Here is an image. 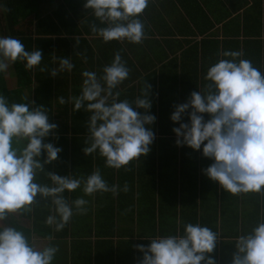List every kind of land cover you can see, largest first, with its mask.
Returning <instances> with one entry per match:
<instances>
[{"label": "clouds", "instance_id": "9594fccd", "mask_svg": "<svg viewBox=\"0 0 264 264\" xmlns=\"http://www.w3.org/2000/svg\"><path fill=\"white\" fill-rule=\"evenodd\" d=\"M149 3L150 0H86L84 8L91 9L94 17L106 25H89L91 32L104 42L127 40L142 44L147 35L140 16ZM221 55L230 59H220L208 68L204 90L192 91L187 102L174 105L170 119L179 122V127L173 128L175 143L193 150L203 146L202 155L213 163L202 171L227 192L264 194V74L250 60L240 58V51H224ZM42 59L41 50L30 52L19 39L0 37V73L17 61L25 62L24 68L31 70ZM74 67L68 58H60L59 69L52 68L50 75L56 77L59 71H71ZM130 72L121 52L116 51L101 76L94 71L82 72L79 95L69 97L68 101L63 96L58 98L61 105L71 101L74 111L83 109L90 113L84 154L98 152L105 158L106 167H123L125 171L131 170V161L150 152L155 139L150 126L156 120L148 112L152 107L148 98L151 85L146 82L143 98L119 99L121 93L117 88ZM22 99L26 101L28 96ZM133 106L144 112L134 110ZM185 114L189 122H181ZM57 127L49 122L44 105L30 110L29 103H10L0 94V222L8 216L31 213L33 205L39 203V194L55 212L47 216L45 223L59 232L74 215L88 211L86 199L77 197L70 203L64 195L66 190L74 192L83 185L85 196L97 192L116 195L118 191L130 190L127 181L122 189L110 186L99 168L80 178L47 172L51 185L38 183V172L45 171L44 165L57 160L62 151L53 143L44 142ZM42 152L46 154L43 161ZM217 237L210 227L189 222L183 234L159 236L150 239L147 246L135 247L143 253L139 264H215L206 254L214 251ZM235 246L232 264H264V219L247 234L238 235ZM58 251L53 244L37 248L24 231L0 223V264H53Z\"/></svg>", "mask_w": 264, "mask_h": 264}, {"label": "crops", "instance_id": "0c3cea01", "mask_svg": "<svg viewBox=\"0 0 264 264\" xmlns=\"http://www.w3.org/2000/svg\"><path fill=\"white\" fill-rule=\"evenodd\" d=\"M85 3L86 0L83 1L82 7L76 9L77 24H89V10L84 8ZM140 19L145 24L147 35L142 44L130 43L127 40L104 42L98 34L84 32L60 36L67 42L68 59L75 65L71 71H59L62 74L67 73L69 82L75 81L68 84V88L81 89L82 72L85 70L94 71L101 76L103 67L111 63L116 51H120L131 69L129 78L117 88L121 93L120 100L134 101L136 92L139 94V86L144 88L143 78L150 73H154L157 89H170L175 84L178 90H183L181 98L175 99L171 93H163L161 99L154 103L155 121L159 117L166 120L162 122V127H169L163 132H173L175 126L168 125V120L172 121L170 116L174 105L187 102L195 88L201 91L205 87L208 81L204 77L211 65L220 59H230L221 55L223 47L224 51H240L243 54L240 58L250 60L263 74L264 0H150ZM258 56L259 63L256 62ZM11 65L12 68L9 67L3 72L8 89L16 88L17 82L14 66L12 63ZM54 68L59 69V64ZM11 70L14 73L13 87H9L5 75H9ZM195 70L197 74H194ZM57 80L59 86H62V76ZM149 82L150 80H146V84ZM130 88L135 89L134 100L132 97L123 96ZM71 96L75 95L70 91L65 100L68 101ZM52 106L50 114L59 129L54 130L53 134L56 135L60 131L61 123L69 122L72 119L71 114L74 115L75 111H71V101L63 105L59 100L53 101ZM133 107L138 112H144V109ZM148 112L151 114V109ZM89 116V112L81 109L74 117L88 121ZM181 122H189L186 114ZM176 127H179V122ZM62 130L69 138L72 136L69 127L66 128L67 132H64L63 127ZM85 130L88 132V129ZM84 134L87 138L88 134ZM158 137L159 135L155 134L154 143L150 145L151 150L146 156L130 162V171H125L123 167H106L105 158L98 152L86 156L83 152L86 145H77L74 148L69 146L67 151L72 152L73 160L69 153L66 159L55 165L52 161L53 169H57L60 176L87 177L99 168L110 186L116 185L118 189H122L127 181L130 190L127 193L118 191L116 195L97 192L92 196L84 195L83 185L74 192L66 190L64 195L70 203L77 197L88 201L87 213L74 215L62 231L56 232L54 226L45 223L48 215H55L54 208L49 203V207L46 206L49 212L44 214L45 220L38 223V229L32 232L31 242L37 248L49 244L58 246L59 251L53 264H139L143 253L135 247L136 245L147 246L151 242L150 239L159 236L179 235L178 218L171 222L167 221L168 218L164 222L159 220L160 200H164L163 215L170 218L173 207L168 203V197L176 191L175 187L183 184L191 186L192 191L194 185L199 186L206 180L209 185H217L218 190L217 196L210 191L201 195V188L198 187L195 198L200 201L204 197V203L197 208L200 215L206 217L212 211L216 217L215 221L212 217L209 223L204 225L218 234L214 251L206 256H211L215 264H232L237 236L251 231L248 222H245L244 227L241 222L236 225L232 217L235 213L243 216L244 211H254L257 208L253 201L255 195H259V212L263 214L264 194L250 192L233 195L227 192L202 171L213 163L211 158L202 155L203 146L200 150H193L187 145H163L158 144ZM41 179L39 173L38 183ZM152 185L155 186L154 192L150 187ZM152 193L154 208L151 203ZM31 213L29 214L32 215ZM24 216L28 215H17L16 218L12 215L6 220L21 218V223L28 225L31 221ZM35 232L37 237L33 238ZM173 232L175 233L172 234ZM49 236L53 239L49 240Z\"/></svg>", "mask_w": 264, "mask_h": 264}, {"label": "trees", "instance_id": "16d2710c", "mask_svg": "<svg viewBox=\"0 0 264 264\" xmlns=\"http://www.w3.org/2000/svg\"><path fill=\"white\" fill-rule=\"evenodd\" d=\"M57 1L58 0H0V4L3 6L4 9L7 25L6 28H4L7 31L4 33V35L6 37L11 36L19 39L25 45V49L27 51L31 52L39 49L43 53V59L41 61V64L31 70H26L24 68L25 62L17 61L15 62V64H13L15 75L17 78L16 88L14 89H8L4 74L0 73V94H3L9 100L10 103H29L30 110L32 107L44 105L48 108L50 123H54L50 114L53 107V101H57L60 96L67 98V95L70 93V91L75 96L79 95L81 91V89H74L70 86V88H68V84H71V82L73 83L75 81L69 82L66 72L64 74L58 72V75L56 76L58 79L59 76H62V79H64L62 86H59V80H57L56 77L50 75V70L59 64L60 58H68L69 52L67 48V42L65 40H62L60 36L64 34H81L82 32L92 34L89 25L93 22H95L98 27L106 26L101 24L100 21L94 17L91 9H88L89 24H77L76 9L82 7L84 0H59V2ZM52 36H55L56 38L53 39ZM60 46L61 48L59 49ZM224 50L225 49L223 47V52ZM256 62L259 63V56L256 58ZM262 66L264 74V62ZM41 68H46L49 71H41ZM195 73L197 74L196 70L194 74ZM146 80H150L151 82L147 84L151 85V88L149 89L148 98L153 105L150 108L152 111V115H154L155 111L154 103L155 101H157V99H161L163 93H171V95H173L175 99L178 97H183V90H178L175 84L170 89L164 90L162 87H159L157 89L155 87L154 73H150L149 75H147L145 78H143L142 82L144 83L146 82ZM142 89L143 87L139 86V94L136 92V97L143 98ZM203 90L204 88L201 89V91ZM194 91H198V89L195 88ZM27 96L28 99L26 101H23L22 98ZM123 96L128 98L132 97V99L134 100L135 89L130 88L123 94ZM31 101H35V104H31ZM70 107L72 111L73 106ZM76 112H78V110L75 111V114ZM75 114H71L72 119L69 122H64L63 124L61 123L62 126L60 127V131L58 134L54 135L53 133L55 131H53V133H51L48 137L44 138V142H51L55 146L60 147L62 149V151L58 153V159L53 161V163L55 162L54 165L56 163H59L63 159H66L65 157H67L69 153L71 155V160H73L72 152L67 151L69 149V146H71V148H74V146L77 145H85V141L87 138L84 136V133L88 134V132H85V129H88L87 121L82 118L78 120L75 119ZM203 115L205 116V119H208V114L205 113ZM163 121L166 120H162L159 117L158 120L150 126L154 134L159 135V137L157 138L158 144L174 145L177 147V144L175 143L177 139L176 134L174 132H163L165 128L169 127H162ZM68 123L69 125H67ZM169 124H171V126H177V122H170L168 120V125ZM62 127L64 128V132H67V127L70 128L69 131L72 133V136L70 138L66 134L62 133ZM157 130L159 132H156ZM45 158L46 154L42 152L41 161H43ZM44 168L45 171L38 172V174L40 173V175L42 176V179L39 183L51 185L52 182L48 178L47 172H52L59 175V171L57 169H53L52 162L49 164H45ZM38 174L36 177L37 182ZM146 187L149 188L148 186H144V188ZM150 187L154 192L155 186L152 185ZM193 187L194 190L192 189L191 191V186L189 187L180 184L179 187H175L176 191L173 189L174 192L171 193L169 197L167 196L169 199L168 203L173 207V211H170V218L168 216L163 215L164 212L162 211V206H164V200L161 199L158 203L159 220L164 222L168 218L167 221L170 220L171 222L173 219L175 220V218L179 219L178 234H183L184 226L189 222L193 224L200 223L202 226H204L206 223H209L210 218L212 219L213 217L214 221L216 218L214 217L215 215H213L212 211H210V213L208 212L209 214L206 217L200 215L197 211V208L198 205L199 207H201L202 203H204V197H202L203 199L200 197V201H197L195 198L197 196L198 187L201 188V195H203L204 192L207 193L208 191H210L212 192V194L217 196V185H209L205 180L203 184L201 183L199 186L194 185ZM184 191H187V193H185ZM177 195H179V197ZM36 200H38L39 203L33 205V211L31 213L32 215L26 214L28 216H24L30 219L31 221L28 225L20 224L17 221H14L13 223L14 219L11 221L4 220L0 223L8 224L10 225V227H16L19 230L24 231L25 234L29 236L31 242L32 232L38 229V223H41V220H45L44 214L49 212L46 206L49 207L48 205L50 202L46 198H41L40 195L37 194ZM259 200V195H255V200L253 201L256 204L257 208L254 211H249L247 213L244 211L243 216H240L238 215V213H235V216L232 217L233 222L236 225L238 224V222H241V225L243 227L246 224L245 222H248L250 224L249 229L252 230V228L257 225L258 221L264 219V213L260 214L259 212ZM263 200L264 195L262 196V201ZM151 203L152 207L154 208V193H152ZM39 227L41 228L40 225ZM174 233L175 232H173L172 234Z\"/></svg>", "mask_w": 264, "mask_h": 264}, {"label": "rangeland", "instance_id": "374dc122", "mask_svg": "<svg viewBox=\"0 0 264 264\" xmlns=\"http://www.w3.org/2000/svg\"><path fill=\"white\" fill-rule=\"evenodd\" d=\"M6 19H5V14H4V9H3V6L0 4V37H4V33L5 32H7L4 28H6ZM9 67H11L12 68V65H11V63L9 64ZM13 71L11 70L10 72H9V75H8V73L7 74H5L6 75V78L8 79L7 80V84L9 85V87H13L12 85H14V78H13ZM15 146V145H14ZM16 216L17 215H13V218H16ZM8 218H10V217H7L6 219H8ZM5 219V220H6ZM25 219V218H24ZM14 221H17V222H19L20 224H23V223H21L20 222V219H17V220H13V223H14ZM22 221V220H21ZM26 221L24 220V223H25ZM5 223V222H4ZM24 225V224H23ZM4 226H6V227H10V225H8V224H4ZM31 227V226H30ZM34 237H37L36 236V232L34 233V235H33V238Z\"/></svg>", "mask_w": 264, "mask_h": 264}]
</instances>
